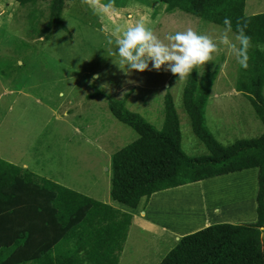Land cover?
<instances>
[{
    "label": "rangeland",
    "instance_id": "obj_1",
    "mask_svg": "<svg viewBox=\"0 0 264 264\" xmlns=\"http://www.w3.org/2000/svg\"><path fill=\"white\" fill-rule=\"evenodd\" d=\"M253 5L264 10V0H245L244 13ZM31 8L0 0V159L133 212L109 197L110 158L137 135L110 114L102 93L125 98L126 107L158 132L163 100L170 94L181 150L192 158L208 156L182 108L186 76L177 78L163 66L159 71L126 74L114 54L115 44L107 41H114L117 27L123 30L136 21L144 22L161 39L188 27L214 36L221 26L180 10L168 12L154 0H69L61 14L63 28H53L46 39L38 32L46 23L43 8L38 6L36 13ZM217 63L220 71L205 107L207 130L222 146L261 135L263 126L246 96L235 91L240 66L224 46L196 66L197 73ZM94 75L96 79H91ZM255 173L244 170L157 192L146 205L147 218L187 234L206 221L208 225L253 224ZM135 215L138 218L139 213ZM136 218L119 264H159L171 243L156 227L140 230Z\"/></svg>",
    "mask_w": 264,
    "mask_h": 264
},
{
    "label": "trees",
    "instance_id": "obj_2",
    "mask_svg": "<svg viewBox=\"0 0 264 264\" xmlns=\"http://www.w3.org/2000/svg\"><path fill=\"white\" fill-rule=\"evenodd\" d=\"M33 13L42 6L48 38L63 28L61 14L69 0H14ZM168 12L180 10L222 26L228 17L232 31L246 24L250 37L247 68L240 67L235 91L246 96L263 126L261 135L222 146L205 126V107L220 66L186 75L182 108L192 134L208 152L192 158L181 150L178 116L170 94L163 100L162 131H156L130 111L126 99L107 100L110 114L131 128L137 138L110 158L112 202L135 211L155 193L178 186L255 170V222L215 224L186 234L159 264H264V12L246 16L245 0H154ZM221 64V63H220ZM132 221L131 213L76 192L0 159V264H118Z\"/></svg>",
    "mask_w": 264,
    "mask_h": 264
},
{
    "label": "clouds",
    "instance_id": "obj_3",
    "mask_svg": "<svg viewBox=\"0 0 264 264\" xmlns=\"http://www.w3.org/2000/svg\"><path fill=\"white\" fill-rule=\"evenodd\" d=\"M221 24L223 27H218L214 36L188 27L165 34L161 39L144 22L136 21L123 30L117 27L114 41L109 38L107 43L115 44L114 54L126 74L133 71H159L163 66L164 70L183 79L196 66L209 61L220 46H224L235 57L241 68H247L250 37L244 31L246 24H237L234 32L227 16ZM257 47L264 49L261 44ZM91 79H96V76Z\"/></svg>",
    "mask_w": 264,
    "mask_h": 264
},
{
    "label": "crops",
    "instance_id": "obj_4",
    "mask_svg": "<svg viewBox=\"0 0 264 264\" xmlns=\"http://www.w3.org/2000/svg\"><path fill=\"white\" fill-rule=\"evenodd\" d=\"M245 9L246 7L244 8V12H245ZM264 10H260V9H257L256 8V5H253V6H250L249 8V11L246 12V16H251V15H254V14H259V13H263ZM235 94V93H234ZM25 165V164H24ZM23 166V165H22ZM21 166V167H22ZM24 167V166H23ZM226 176V175H225ZM222 177V176H221ZM221 177H216V178H221ZM255 177V176H254ZM153 196H155L154 194L148 199L147 203L145 204L144 207H141L139 206L135 211L131 212V215H132V221H131V224H130V227L128 229V233H129V230L131 231L132 230V226H135V218H136V215L135 213H139L138 218V221H137V224H136V227H138L140 230L143 229L145 226L148 229L151 230L152 227H156V229L158 230V233L161 232V234H159L162 238H164L165 240H169V242L171 243L170 245V249L173 248L175 246V243L178 241V239L182 236H184L185 234H187L186 232H180L179 231V228H170V225H167L165 224L164 222H159V221H155V220H152L150 218H147V215H146V205L147 204H150V201L151 199L153 198ZM143 222L141 225L138 224L140 222ZM206 225L201 227V228H204V227H207L209 226L207 224V221L205 222ZM200 228V229H201ZM191 233V232H190ZM155 234H153L152 236H154ZM128 236V234H127ZM154 238V237H153ZM127 240V239H126ZM163 241V240H162ZM164 242V241H163ZM154 245H156L154 243ZM124 247H123V250H122V254L124 252ZM121 254V255H122ZM120 259H121V256H120ZM120 259H119V262L118 264L120 263Z\"/></svg>",
    "mask_w": 264,
    "mask_h": 264
}]
</instances>
